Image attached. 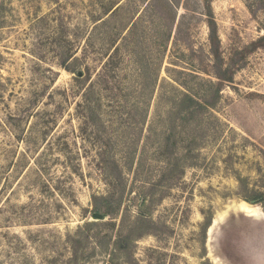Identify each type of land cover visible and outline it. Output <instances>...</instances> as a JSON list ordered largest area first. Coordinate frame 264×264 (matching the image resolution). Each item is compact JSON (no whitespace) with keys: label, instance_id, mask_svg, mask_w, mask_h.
Returning a JSON list of instances; mask_svg holds the SVG:
<instances>
[{"label":"rangeland","instance_id":"1","mask_svg":"<svg viewBox=\"0 0 264 264\" xmlns=\"http://www.w3.org/2000/svg\"><path fill=\"white\" fill-rule=\"evenodd\" d=\"M263 38L264 0H0V264H264Z\"/></svg>","mask_w":264,"mask_h":264},{"label":"trees","instance_id":"2","mask_svg":"<svg viewBox=\"0 0 264 264\" xmlns=\"http://www.w3.org/2000/svg\"><path fill=\"white\" fill-rule=\"evenodd\" d=\"M217 75H218L219 79H221V80L224 78V76L221 74V72H219V74H217ZM190 100H193V98L191 97V95H188V94L185 95L184 102L187 103Z\"/></svg>","mask_w":264,"mask_h":264},{"label":"water","instance_id":"3","mask_svg":"<svg viewBox=\"0 0 264 264\" xmlns=\"http://www.w3.org/2000/svg\"><path fill=\"white\" fill-rule=\"evenodd\" d=\"M95 218H97V219H103L104 217L101 214H95Z\"/></svg>","mask_w":264,"mask_h":264}]
</instances>
